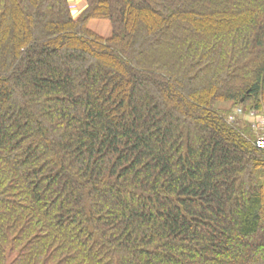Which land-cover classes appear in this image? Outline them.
Here are the masks:
<instances>
[{"label":"trees","instance_id":"trees-1","mask_svg":"<svg viewBox=\"0 0 264 264\" xmlns=\"http://www.w3.org/2000/svg\"><path fill=\"white\" fill-rule=\"evenodd\" d=\"M84 1L0 0V264H264V0Z\"/></svg>","mask_w":264,"mask_h":264},{"label":"rangeland","instance_id":"rangeland-1","mask_svg":"<svg viewBox=\"0 0 264 264\" xmlns=\"http://www.w3.org/2000/svg\"><path fill=\"white\" fill-rule=\"evenodd\" d=\"M70 11L74 18H77L85 9L86 3L84 0H70L69 2ZM88 28L96 35L102 37V38H108L111 35V26L109 22L102 21V20H93L89 23ZM238 105H234L230 102H223L219 103L217 105L218 109H221L223 111L228 112L227 118H232V120L228 119L229 122L239 124L240 127H249L251 132L254 134V136H258L259 130L257 126V118L263 117L264 118V112L263 111H257L253 109H246L244 107H240L242 109V114H237L236 110L238 109ZM251 111H255L258 116L256 118H251L249 116V113Z\"/></svg>","mask_w":264,"mask_h":264},{"label":"built area","instance_id":"built-area-1","mask_svg":"<svg viewBox=\"0 0 264 264\" xmlns=\"http://www.w3.org/2000/svg\"><path fill=\"white\" fill-rule=\"evenodd\" d=\"M237 114H242V109L238 108L236 110ZM249 116L251 118H256L258 116V114L255 111H251L249 113ZM230 120H232V118H229ZM257 126H258V130H259V134H258V138L255 140V146L258 149H262L264 150V118L263 117H258L257 118Z\"/></svg>","mask_w":264,"mask_h":264}]
</instances>
